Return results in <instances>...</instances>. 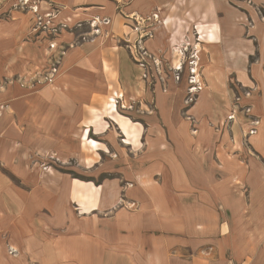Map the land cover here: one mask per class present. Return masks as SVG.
Masks as SVG:
<instances>
[{"label":"crops","instance_id":"1","mask_svg":"<svg viewBox=\"0 0 264 264\" xmlns=\"http://www.w3.org/2000/svg\"><path fill=\"white\" fill-rule=\"evenodd\" d=\"M42 2L71 25L52 84L32 80L42 47L16 65L23 47L13 56L0 22V264H264V26L256 46L234 15L219 16L220 0L207 11L204 0ZM155 14L153 36L135 37ZM214 23L192 105L158 91L148 131L116 110V96L145 87L135 45L171 54L175 36ZM230 76L253 88L240 101L260 120L247 140L243 113L227 121Z\"/></svg>","mask_w":264,"mask_h":264},{"label":"rangeland","instance_id":"2","mask_svg":"<svg viewBox=\"0 0 264 264\" xmlns=\"http://www.w3.org/2000/svg\"><path fill=\"white\" fill-rule=\"evenodd\" d=\"M41 3H43L42 0H0V22H4V21L7 22L10 28L8 35L12 36L10 52L13 54L15 51H20L21 48L23 47V54L19 56V58L17 57V60H15L14 63L18 65L19 61H22V63L23 64L25 63V65L27 64V66L29 64H34L37 61L35 60L37 59V56L35 57V55L39 54L41 47H42L41 50L43 52V57H41L40 59L43 58L44 61L45 60L47 61L48 59L47 64L45 62H43V64L36 63L37 66H39L38 69L41 70L40 72H37V77L38 75L42 74L45 70L48 69V64L51 59V54H53V51L50 48V42L51 41L54 42L55 38L57 40L63 30H67L68 27L71 29L70 24L67 25V28H61L58 31H53V29H51L52 25L50 24H49L50 25L49 28H46L48 18L45 16L46 12L40 10ZM44 5L48 6L46 3ZM204 5H205L204 9L207 11L206 6L208 5V0H204ZM218 6L220 12L219 16L234 15L236 19L240 21L241 25L243 27L245 26L246 29L244 32L245 35L248 37L251 36L252 41L255 43V45L256 46L259 45L260 40L257 39L256 36L257 35L260 36L262 31L260 32L259 28L261 27L262 30L263 29L262 26H264L261 24V22L264 24V0H220ZM33 7L38 8L39 10L38 14L41 15L43 19L42 21H44L45 24L41 23V21L38 19L37 13L33 11ZM160 22H162V17L161 16L159 17L158 14V16L154 18L152 17L151 20H147L143 24H137V26L138 25H140V27L142 26L141 31H138V29H134L133 31L136 30L135 32H133L132 30H130V32L132 31L135 37L137 36L136 35L137 32L141 35L147 33V32H143V30H150L153 34L154 33L153 24L154 26H159ZM59 23L60 22H55L56 29L59 28L58 25ZM167 24L169 23L167 22ZM86 27L87 26H84L83 28ZM218 29H219V25L216 23L208 26H206L205 24L199 25L198 33L200 34L198 37L189 41H185V40L177 41L176 36L172 39L174 46L172 48L173 52H171V54L170 53L166 54L165 52L161 51L159 52L160 54L161 53H165V54L160 55L158 53L157 55L154 54L152 55L149 53L148 55H145V59L151 64L148 68V71H146L148 73L146 78L143 76L144 71L141 73V78L145 83V87L142 88L141 90L142 93L141 94L139 93L140 99H131V98L125 99V96L127 95L123 96L122 94H120L116 96L115 97L116 99H114L113 101V103L116 106L115 107L116 110L118 111L120 110L125 115L127 114V116L135 118L134 120L140 122L142 126L146 128V131H148L147 116L149 115L150 110L153 111L154 96L155 94L157 95L158 91H162L163 93H170V92L176 93L177 101L179 103L180 101L181 103L183 102L185 103V100L187 99L188 101L190 97L196 98L198 92L195 93L196 95L195 94L192 95L189 93V89L191 86L189 82L191 73L189 70V65H188L189 63L188 61H186V59L187 56H189L191 53L193 54L194 47L196 46L199 52L198 55L194 56L196 58V63L193 62V64L197 65V68L195 69H197L198 77H200V83L204 87L207 78H206V73H204L205 61L203 62V56L201 57L200 55L201 51L204 50V46L202 45V43L206 40L212 41L213 39H215L216 38L215 33ZM192 32L195 33V30L192 29ZM147 37L148 35H146V38ZM131 40L125 39V41H127V43L129 42V44L131 43ZM255 54L257 55V51ZM255 56H253L252 60H254ZM154 59H156V63L154 62ZM135 61L139 63L138 59H135ZM170 63L171 66L173 65L174 69H178V70L182 69L183 63L186 64H184L185 66L183 67V70L178 72L172 69V67L169 65ZM262 66L264 69V62L262 63ZM228 79H229L228 82L230 81L229 87H231V89L237 90L236 94L234 95V98L235 96L237 97L245 96L246 89L235 84L236 80L234 79V77L230 76ZM252 89H248V90H252ZM120 97H123L125 99V103L121 102L123 101L122 99L119 100L120 102L117 105L116 104L117 98ZM146 97L150 98L149 100L150 103L148 102ZM195 98L194 100H192V102L189 100L190 105L193 104ZM190 105L187 104V106ZM251 114L254 118H257V116L253 113V111L251 112ZM226 124L227 122L224 123V126ZM239 186L242 185L239 184Z\"/></svg>","mask_w":264,"mask_h":264},{"label":"built area","instance_id":"3","mask_svg":"<svg viewBox=\"0 0 264 264\" xmlns=\"http://www.w3.org/2000/svg\"><path fill=\"white\" fill-rule=\"evenodd\" d=\"M33 11H35L37 13L38 19L41 21V23H44V21H42L43 19H42L41 15L38 14V11H39L38 8L33 7ZM44 12H46L45 16L48 18L46 28H49L50 25H52L51 29H53V31H58L61 28H67L66 22H60L58 24L59 28L56 29L55 22H56V19L58 16L56 9L50 8L49 10H46ZM156 16H158V14H155L153 17H156ZM104 22L109 23V20H106ZM91 26L93 27L92 31L94 32V34L95 33L97 34L100 32V28L98 27V24H96L95 21H93L91 23ZM143 32H147V33H145L143 35L140 34L141 37H144L146 35L153 36V34L150 30H143ZM50 48L52 49L53 54H51V59H50V62L48 64V69L45 70L42 74L38 75V77H37V75H35V78H32L34 84L35 83L52 84L55 81V78L57 77V75L59 73V63L61 61V56L64 54L65 48L61 47V45H59L56 38H55L54 42L53 41L50 42ZM133 48H134L133 56L135 59L139 60V63H140V65L144 71L143 76L146 78L148 75V73L146 71H148V68H149L151 63L145 59V55H148L149 52L145 48H142L141 46H140V49L137 48L136 45ZM198 52L199 51H198L197 47L195 46L193 54L191 53L189 56H187V59H186V61H188V63H189L188 65H189V70L191 73L190 81H189L191 86L189 89V93L192 95L199 92V90L203 87L202 84L200 83V77H198L197 69H195V68H197V65L193 64V62L196 63V58L194 56L198 55ZM184 53H185V51H184ZM149 56H152V55H149ZM154 62L156 63V59H154ZM184 64H186V63H183L181 70L174 69L173 66H172V69H174L178 72L182 71L183 67L185 66ZM196 79H197V81H196ZM250 95H251V90L247 89L245 92V96L249 97ZM236 97L237 96H235V98H234L235 103L233 104V106L230 109V114L228 115L227 120L228 121H234L235 119H237V115L239 113H243L249 121V127L246 129V131L244 133V137L247 140L249 138V136L254 135L258 132V126L260 125V120L257 118H254L252 116V114H251L252 108L249 104H245V105L241 104L242 102H240V101H241L242 96H238L237 100H236ZM194 98L190 97L187 102L189 103V100L192 102V100H194ZM122 99H123L122 97L117 98V104H119V100H122ZM121 102H123V101H121ZM10 252L16 253V251L14 249H10Z\"/></svg>","mask_w":264,"mask_h":264},{"label":"bare ground","instance_id":"4","mask_svg":"<svg viewBox=\"0 0 264 264\" xmlns=\"http://www.w3.org/2000/svg\"><path fill=\"white\" fill-rule=\"evenodd\" d=\"M167 17V16H166ZM123 98V97H122ZM125 103V102H124ZM116 104H117V101H116ZM118 105V104H117ZM116 107V106H115ZM125 107V106H124ZM114 108V107H113ZM52 157V156H51Z\"/></svg>","mask_w":264,"mask_h":264}]
</instances>
